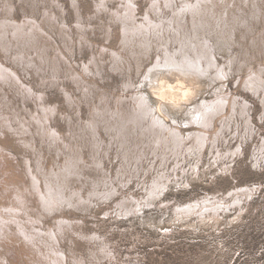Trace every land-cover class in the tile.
I'll use <instances>...</instances> for the list:
<instances>
[{"label":"bare ground","instance_id":"bare-ground-1","mask_svg":"<svg viewBox=\"0 0 264 264\" xmlns=\"http://www.w3.org/2000/svg\"><path fill=\"white\" fill-rule=\"evenodd\" d=\"M13 1L0 0V53L4 58V62L0 59V138H9L22 150L24 166L10 146L0 142V167L8 166L3 171L5 175L0 176V264H7L1 252L6 247L16 261L21 259L24 264H103L105 259L111 262L117 258L113 248L106 247V234L97 229L83 230L84 219L73 211L94 208L97 202H92V197L108 202L117 196L111 201L115 208L110 206L104 213L106 221L119 224L129 218L130 224L150 221L152 226L153 220L158 219L152 215L153 210L169 202L167 196L161 197L164 189L181 182L179 186L186 190L194 176L210 174L212 178L217 171H231L226 159L243 153L242 141L253 137V163L260 166L264 162V127L257 128L251 121L253 103L225 85L237 74L235 84L251 94L260 93L264 109V0H94L97 12L89 14L87 21L80 12V0H70L75 11L72 22L67 20L61 0H19L23 19L17 21ZM143 1L148 8L141 16L138 11ZM102 14L109 17V24L102 21ZM94 22L101 23L95 26ZM112 23H120L121 51L102 45L91 53L88 65L83 60L72 62L78 49H94L90 33L96 36L98 29L109 32ZM54 35L63 38L68 54ZM74 36L79 37V42ZM173 42L178 46L171 50ZM154 50L158 58L139 86L128 80L120 88L121 93L111 94L112 99L105 89L93 90L97 86L93 78L101 74L100 64L105 61L103 54L116 57L117 65L112 69L125 73V67L131 65L126 52L134 56ZM139 55L134 56L138 65ZM9 60L27 74L33 67L39 70L43 73L42 85L56 86L64 95L73 110L60 114L67 126L66 134L57 128L58 106H46L44 90L37 92L31 83H21L19 69L8 65ZM67 79L85 100L73 88H65ZM1 80L8 89L17 85L22 101L34 100L45 114L37 112L35 122L18 119L15 123L12 113L22 107L10 104ZM146 85L156 98L154 102L143 90ZM210 91L211 95L203 96ZM83 101L92 106L86 119L79 116ZM190 104L193 106L188 108ZM160 107L163 117L158 114ZM84 148L90 151L89 159ZM46 151L53 161L49 167L45 165ZM112 151L115 174L108 171L104 161L107 155L113 165ZM207 152L210 158L203 161ZM61 157L65 159L63 164ZM16 174L25 175L29 183L24 189L17 185L10 191L3 183L8 184ZM144 174L147 177L141 179ZM131 178L137 179L145 190L141 200L134 192L124 191ZM255 189L238 186L229 193L228 200L204 196L184 203L175 201L172 216L160 222L195 230L215 227L225 223L234 208L246 203ZM31 197L38 198L39 209L34 218L24 205ZM4 199L8 203L1 202ZM146 207L151 219H146ZM47 215L55 221L43 229L40 221ZM81 240L87 246L85 255L77 249Z\"/></svg>","mask_w":264,"mask_h":264},{"label":"rangeland","instance_id":"rangeland-1","mask_svg":"<svg viewBox=\"0 0 264 264\" xmlns=\"http://www.w3.org/2000/svg\"><path fill=\"white\" fill-rule=\"evenodd\" d=\"M61 2L63 3L66 9L65 16L67 17V20L69 22L74 21L75 11L71 1L61 0ZM13 3L16 6V10L13 13L14 18L15 20L17 21L19 20L21 22L23 19V15H22V11L19 8L20 1L14 0ZM80 5H81L80 12H82V15H84L85 21H87L88 19L87 17L89 14H95L97 12V10H95L96 8L94 5V0H80ZM146 8H148V6L147 7L145 6L144 1L140 3L138 15L141 16L144 15ZM102 17H103L102 21H104L106 24L110 23L109 22L110 19L106 14H102ZM188 22H189L188 24H190L191 21L189 20ZM100 23L101 22H97V23L94 22L95 26H98ZM119 25L120 23L117 24L112 23L111 26L112 30L110 29L109 32L103 31L105 33H102L98 29L97 32H95L96 36H94L93 33H90L89 37L93 40L94 49L84 48L81 52L78 49L76 56L72 58V62L74 60L76 61L83 60L88 65V61L90 60L89 58L91 57V53L97 52L102 45H106V47L108 46V48H115L121 51L122 47H120L121 39L119 37V28H118ZM108 34H110L109 35L110 37H108ZM76 37L77 36H74V39H76V42H79V37L77 38ZM54 39L56 42L60 44L62 50L66 54H68V51L64 49V45L62 43L63 38L59 37V35L56 36L54 35ZM176 45L178 46V43L173 42L169 46V48L173 50L172 48H175L174 46ZM178 48L179 47H177V49ZM137 51L138 49L136 50V52ZM155 51L156 50H154V52L152 53L145 55L144 54L139 55V53L135 54L134 56L139 55L138 57L140 59L139 65L136 63L137 60L134 59V56L130 52H126L125 56L128 59V61L131 63V65L130 67L127 66L125 67V73L122 72L120 73L119 71H114L112 69V66L117 65V63L115 64L116 57L112 59L113 57L112 55L108 56L106 53L103 54L102 57L105 59V61L103 64L102 63L100 64L101 74L100 75L96 74V76L93 78L94 79L93 81L96 83L98 87L93 86V90L96 91L98 90V88L105 89L107 92L110 93V98L112 99L113 98L112 95L114 94L117 95V93H121L120 88L123 87L124 82L128 80L132 81L137 86H139L143 82L144 73L149 69L150 66L153 65V63H155V60L158 58V54H156L157 51L156 52ZM190 53L191 56H195V53H193L192 51ZM160 55H163V52L160 53ZM33 56H35V54H33ZM53 56L54 55H52L51 59H53ZM219 58L220 57L218 56V59ZM0 59L4 62V58L2 57L1 53H0ZM6 63L10 66H15L16 69H19L18 74L19 77L21 78L20 81L21 83L22 82L24 84L31 83L35 87V91L37 92H39L40 90H44V93L46 94L45 97L46 106L49 105L53 106L54 104L58 106L59 112L56 114L57 128L59 129L60 132L66 134L67 126L64 124L63 117L60 118L61 116L60 114L64 113L63 115H66L67 113H72L73 110L67 105L65 97L63 94L60 93L59 89L56 86L42 85V81L40 80V77L43 75V73H41L39 70H35L34 67L31 69L32 70L31 74H27L26 73L27 71L22 72L19 66H16L15 63L12 62V60H9ZM89 65H93V64L91 63ZM93 69L95 70V68ZM63 73L64 72H61V75H63ZM236 76L237 74L236 75L234 74L233 76H231V78L225 81L226 87H228V89L233 90V92L236 91L240 94L242 93L246 95V97L253 103V111L250 113L251 121L257 126V128L261 126L264 127V119L263 120L261 119L264 115L263 113L264 109L261 106V101H260L261 97L259 96L260 93L258 95L251 94L250 92L244 90L239 83L235 84L236 83L235 79H237ZM62 79H66V78L62 77ZM65 82L67 84V87L65 88H69V89L73 88L74 93L78 97H81L82 100H85L82 93H80V91L75 88V85L71 83L70 80L67 79L65 80ZM1 83L3 84L2 85L3 92L5 91L9 96L8 99L10 100V104L15 105L16 107H18V105L22 107L21 110L18 109L14 113H12L13 115L12 119L13 121H15V123L18 121V119L28 120V121L30 120L32 122H35L34 117L38 115L37 112H39L40 115L45 114L41 112V107L35 104L34 100L27 98L26 102L22 101V99L20 98L21 93L20 90H18L17 85H15L13 88L10 87L11 89H8V85L4 84L2 80ZM148 89L149 88H146V86H143V90L147 93L148 97L149 94L151 95L150 100L154 102L156 98L152 95L153 92H151ZM211 94L212 92L210 91V94L208 95ZM95 104H98V101ZM192 104L195 105V103ZM192 104L188 106L192 107L193 106ZM79 108H80L79 116L83 119H86L88 117L89 110L92 108V106H90V102H88L87 104L85 101H83V103ZM1 109L2 108L0 107V110ZM160 114H161L160 116L162 115L164 116L165 113L161 111ZM52 123L55 125V122ZM218 123L219 122L216 123V126L218 125ZM243 130H245V128ZM100 132L104 136V138H107L109 140L108 135L103 129H101ZM252 140L253 137L245 140L244 142L242 141V146L244 148V151L241 155L236 154L232 156V158L230 157L229 159H226V161H228L227 163L231 167V171L228 172L217 171L215 172L212 178H209L210 174H208V176L206 177L197 176L195 178L194 176V178L189 179L190 186L186 190L182 189L181 186H179L181 182L176 186L174 185L169 186L170 189L169 188L165 189V191L163 192V197L167 196L166 199H168L169 202L153 210L152 215L155 218H158L153 220L154 222L152 225L153 227L149 225L150 221L149 224L146 222L144 224H141L139 221L136 222L133 221L132 222L133 224H130L128 220L129 218H126L123 222H120L119 224H117L116 221L113 223L110 220L106 221L104 213L108 210V207L110 206L111 208L112 207L115 208V202L111 203V201L117 196H112L110 199L107 200L108 202H103L106 201L104 199L92 197V202L94 203L97 202V205L94 206V208H91L89 211H85V212L73 210L76 212L78 216L84 219V223L83 224L81 223V227L83 228V230H85L86 232H93L95 229H97L99 233H103V235L104 233L106 234V236L104 235V238L106 239L107 243L109 242V244H107L106 247L110 249L113 248L112 250L116 255L117 261L112 260L111 262H109L105 259L104 262L102 263L103 264L105 263L106 264H264V162L263 163L261 162L260 166L255 165L253 163V160L255 159V154L253 153H256V151H254L253 149L254 148L253 145L255 142H253ZM0 142L1 143L6 142V144L10 146L9 148L11 152H14L17 155L18 160L20 161L22 159V155L24 153L19 147L15 146V144L9 138L7 139L0 138ZM236 145L234 146L233 149H235ZM225 147L226 144L224 145L223 148ZM46 152L44 153L45 165L49 167L52 165L53 161L50 158V154ZM83 152L86 158L89 159L88 154L90 151L87 148H84ZM114 153L115 151H112V153H110V157L112 158L111 161L113 165L110 164V160L107 158V155L104 157L105 165L106 167H108V171L112 170L113 174H115V171L117 170V167L114 166L116 163ZM209 158L210 155H208L207 152L205 156H203L202 160L206 161ZM64 160L65 159L62 158V162H61L62 164L64 163ZM15 162L16 161L13 160L14 164ZM20 164L22 167L24 166L22 160ZM4 165H5V167H3L4 169L0 167V176L5 175L3 171L6 170L8 167L6 164ZM111 166L113 169L111 168ZM206 167L207 165L205 166V169ZM168 171L169 173H171L172 171L171 166L169 167ZM173 176L174 175H172L171 177ZM146 177L147 174L146 175L144 174L141 177V179H144ZM16 180L18 181L15 182ZM28 181L29 179L25 175L18 176L16 174V177L14 176L12 180L10 179V182H8V184L3 183V185L5 187H8V189L12 191L14 188L17 187V185L20 188L24 189L26 184L29 183ZM114 183L116 184V187L119 185L116 181ZM238 186H248L253 189H255L256 187L257 188L255 189L256 192L254 191V194H252L248 198L246 203L240 205L242 207L236 206L234 208L235 210L232 213H230L231 217L225 220V223L223 224H218L215 227H209V228L203 227L200 228L199 230L198 229L195 230L192 228L190 229L182 228L181 227L182 225L180 224L178 226V225L170 224L169 222H160L161 220L167 219L169 216L170 217L172 216L174 212L173 209L175 207V201L177 203H184L189 200H194L195 198L204 197V196H215L218 198L223 197L226 200H228L230 198L229 193L233 192ZM124 191L134 192L138 200H141V197L145 195L144 188H141L140 183L138 185L137 179L134 178L129 179L127 186L124 187ZM37 199L38 198L34 199L33 197H31L30 199H28L27 202L25 201L26 203L24 202L25 203L24 205L27 206L26 211L30 213L32 218L36 216L37 211L39 209ZM143 201H145V199L142 200V202ZM1 202L8 203V201L5 199L2 200ZM132 206H134L135 208L136 205L132 204ZM145 209H147L145 213L147 214L146 219L147 218L151 219L150 216L151 214H149L150 210H148L149 208L146 207ZM238 209H242V210L238 212ZM236 210L238 213L234 214ZM51 215L53 216L54 214ZM51 215L49 216L47 215L46 218L44 217L40 221V225L43 227V229L48 228V225L51 226L54 223L55 220L52 219ZM225 215H229V213ZM13 226L15 225L13 224ZM165 229H168V231L165 232ZM113 244L115 245V247ZM15 246L17 248L19 246L17 245L16 241H15ZM77 249L78 251H81L84 255L87 252L86 250L87 246L82 240L79 241ZM1 252H4L3 255L5 257V263L24 264L23 260L22 262L20 261L21 259L20 260L18 259L19 261L18 260L16 261V259H14V257L11 256L10 253H8L9 250L7 247L5 250L4 248H2ZM10 256L13 257L12 259L14 260V262L12 261ZM87 264H89V262H87Z\"/></svg>","mask_w":264,"mask_h":264},{"label":"water","instance_id":"water-1","mask_svg":"<svg viewBox=\"0 0 264 264\" xmlns=\"http://www.w3.org/2000/svg\"><path fill=\"white\" fill-rule=\"evenodd\" d=\"M154 65H155V63H153V65L150 66V67H153ZM150 67H149V68H150ZM148 70H149V69H148ZM148 70H147V71H148ZM147 71L144 73V77H146V75L149 73V72H147ZM143 80H144V79H143ZM154 82H155V81H153V83H154ZM154 84H156V83H154ZM146 88H149V85H148V86L146 85ZM205 89H206V88H205ZM209 89H210V88H209ZM148 90H149V89H148ZM149 92H150V91H149ZM202 93H203V92H201V94H202ZM206 95H208V94H207V93L203 94V96H206ZM198 98H199V97L197 96L196 99H198ZM196 99H195V100H196ZM188 108H190V106H189ZM160 109H161V107H160ZM160 109H158V111H159V112H158L159 115H161L160 113H161V111H162V109H161V110H160ZM164 191H165V189L163 190V192H164ZM163 192H162L161 197H163Z\"/></svg>","mask_w":264,"mask_h":264}]
</instances>
